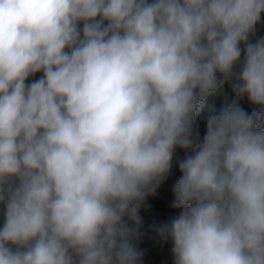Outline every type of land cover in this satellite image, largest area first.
I'll use <instances>...</instances> for the list:
<instances>
[{
  "label": "clouds",
  "instance_id": "1",
  "mask_svg": "<svg viewBox=\"0 0 264 264\" xmlns=\"http://www.w3.org/2000/svg\"><path fill=\"white\" fill-rule=\"evenodd\" d=\"M262 20L264 0H0V264H145L150 198L172 264H264Z\"/></svg>",
  "mask_w": 264,
  "mask_h": 264
},
{
  "label": "trees",
  "instance_id": "2",
  "mask_svg": "<svg viewBox=\"0 0 264 264\" xmlns=\"http://www.w3.org/2000/svg\"><path fill=\"white\" fill-rule=\"evenodd\" d=\"M258 33L260 35H264V20H262L261 25L258 26ZM234 98V93L232 92L230 85L225 84L221 92H218L216 96L209 98L208 103L209 105H214L216 110L219 111V109L224 106V104L231 102ZM241 105L249 113L253 110V106L250 105L246 99L241 102ZM207 114L208 113L206 112L204 116ZM200 125L203 132L205 127L203 116L200 119ZM178 176V170H174V175L170 177L168 181L169 186L174 183ZM140 214L144 218L145 226L148 229L145 239L141 245L147 250L145 264H172L170 244H164L158 240L154 243L152 237L155 234L152 231V226L159 220L166 218L168 214L175 213L170 208L166 207L165 205L158 204L154 199L150 198L148 202L141 207Z\"/></svg>",
  "mask_w": 264,
  "mask_h": 264
},
{
  "label": "rangeland",
  "instance_id": "3",
  "mask_svg": "<svg viewBox=\"0 0 264 264\" xmlns=\"http://www.w3.org/2000/svg\"><path fill=\"white\" fill-rule=\"evenodd\" d=\"M0 220L2 221V218L1 217H0ZM1 221H0V223H2Z\"/></svg>",
  "mask_w": 264,
  "mask_h": 264
}]
</instances>
